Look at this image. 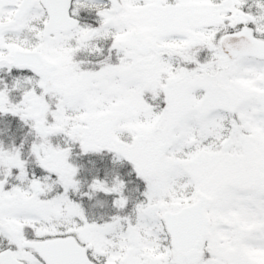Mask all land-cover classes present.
Masks as SVG:
<instances>
[{"label": "snow or ice", "instance_id": "6c2138e0", "mask_svg": "<svg viewBox=\"0 0 264 264\" xmlns=\"http://www.w3.org/2000/svg\"><path fill=\"white\" fill-rule=\"evenodd\" d=\"M0 264H264V0H0Z\"/></svg>", "mask_w": 264, "mask_h": 264}, {"label": "rangeland", "instance_id": "374dc122", "mask_svg": "<svg viewBox=\"0 0 264 264\" xmlns=\"http://www.w3.org/2000/svg\"><path fill=\"white\" fill-rule=\"evenodd\" d=\"M0 126H2V125H0Z\"/></svg>", "mask_w": 264, "mask_h": 264}]
</instances>
